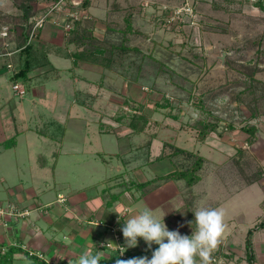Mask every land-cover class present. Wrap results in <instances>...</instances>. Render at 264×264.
<instances>
[{"label": "crops", "instance_id": "crops-1", "mask_svg": "<svg viewBox=\"0 0 264 264\" xmlns=\"http://www.w3.org/2000/svg\"><path fill=\"white\" fill-rule=\"evenodd\" d=\"M52 1L37 0L35 15ZM107 1L91 0L86 8L97 39L114 29L104 21L111 12ZM0 12L20 13L13 0H0ZM64 19L65 11L47 13L32 43V66L17 79L26 89L22 97L5 69L16 52L0 55V204H13L21 213L0 216V264H76L88 249L100 254V264L150 257L158 245L149 249L139 237L137 246H125L126 257L99 245L116 243L109 227L122 229L131 214L127 209L146 205L157 218L160 209L165 212L169 230L187 235L195 229L197 208H219L225 227L214 252L237 263L264 264V126H256L253 136L243 128L232 131L236 143L231 133L215 130L198 140L195 122L162 105L174 84L151 68L148 56L165 62L153 54L160 43L148 50L133 46L142 52L138 61L114 57L105 63L76 53L81 47L69 42ZM182 139L200 146L186 149ZM125 141V149L116 148ZM189 152L203 159L191 185L181 176L168 177L190 166ZM161 161L168 170L155 167ZM120 241L125 245L122 231ZM68 252L71 257H64Z\"/></svg>", "mask_w": 264, "mask_h": 264}, {"label": "rangeland", "instance_id": "rangeland-1", "mask_svg": "<svg viewBox=\"0 0 264 264\" xmlns=\"http://www.w3.org/2000/svg\"><path fill=\"white\" fill-rule=\"evenodd\" d=\"M106 5L111 12L104 21L113 22L114 29L105 33L97 29V35L105 36L94 41L96 44L120 43V30L125 28L122 17L133 14L131 22L138 32L127 33L124 44L148 50L160 43L162 48L153 54L182 77L189 75L196 96L202 93L204 102L198 107L195 97L187 98L191 90L175 86L165 98L179 109L164 100L165 111L190 124L197 119L215 122V133H231L235 143L232 131L246 125L264 126V0H108ZM145 8L147 16H140L138 12ZM0 17L11 21L1 12ZM140 53L130 50L124 58L138 61ZM174 79L180 81L177 76ZM182 140L186 149L200 146L196 140ZM125 146L126 141L116 148ZM238 146L251 148L248 143ZM166 163H155V167L162 166L164 172Z\"/></svg>", "mask_w": 264, "mask_h": 264}, {"label": "clouds", "instance_id": "clouds-1", "mask_svg": "<svg viewBox=\"0 0 264 264\" xmlns=\"http://www.w3.org/2000/svg\"><path fill=\"white\" fill-rule=\"evenodd\" d=\"M127 211L131 214L121 229L125 246H137L139 237L146 242L149 249H152L153 244L158 247L152 249L150 257L117 259L115 264H198L197 257L200 258L199 264H210L211 253L219 243L225 227L223 211L213 207H199L193 212L195 229L192 227L193 220L188 221L193 229L190 235L181 234L179 229L169 230L163 219L165 212L161 209L159 218L147 205L139 211L131 208ZM71 255L68 252L64 257ZM99 257L98 252L88 249L77 255L76 264H100Z\"/></svg>", "mask_w": 264, "mask_h": 264}, {"label": "trees", "instance_id": "trees-1", "mask_svg": "<svg viewBox=\"0 0 264 264\" xmlns=\"http://www.w3.org/2000/svg\"><path fill=\"white\" fill-rule=\"evenodd\" d=\"M36 1L37 0H13L14 5L17 7V9L20 11V13L17 16L8 15V17L11 19V21H4L0 17V22L7 24L9 28V39L13 43L12 49L16 52L12 57V63L14 64V71L11 75V81L21 79L23 80L26 76L27 71L32 66L31 62V54H32V43H27V37L29 33L30 25L28 23L31 16L35 15L37 12L36 9ZM91 0H81V6L83 8H87ZM131 14H127L124 17L125 22V28L120 31L122 37L120 43H111L109 46L104 45H98L94 41L97 40V38L93 35V29H94V22L90 19H80L77 21H74L71 28V34L69 36V42L76 44L77 46L81 47V50L76 52L77 54L82 55H91L95 56L96 58H99L102 62H110L114 57H118L119 59H122L125 57V53L128 51H137L134 47H128L124 44L126 41L124 39L125 35L129 32H138L136 30H133L131 26ZM69 31V32H70ZM75 53V54H76ZM150 59V65L151 68L157 69V71L164 72V75L167 77L169 82L174 84V87L177 86L179 89H185V90H191V92L188 91L187 98L188 100H192L195 97V106L200 107L201 104H203L204 100L202 97V93L198 94L197 96L193 92L194 86L191 83V80L187 77H182L179 73H177L175 70H170L169 67L165 62H160L157 59H154L153 57L148 56ZM174 76H177V78L180 79V81L175 80ZM170 106L175 105L176 108H178V104H174V102L167 101L166 98H164ZM165 106V105H164ZM179 109V108H178ZM199 128L197 129V139L202 140L206 133L208 131L216 130V124L215 122H212L210 120H204V119H197L196 120ZM195 121V123H196ZM231 126V125H229ZM255 126L254 125H246L243 127L245 131H247L250 135H254L255 132ZM188 154L193 156V162L190 164V166L182 171L179 172H173L168 175V177L172 176H181L184 178L187 182V184L191 185L192 183L196 182L198 179V175L196 174V171L200 168L201 163L203 161L201 156H198L192 152H189ZM141 256V254H137L136 257Z\"/></svg>", "mask_w": 264, "mask_h": 264}, {"label": "built area", "instance_id": "built-area-1", "mask_svg": "<svg viewBox=\"0 0 264 264\" xmlns=\"http://www.w3.org/2000/svg\"><path fill=\"white\" fill-rule=\"evenodd\" d=\"M69 4V8L66 10L65 6ZM81 6V0H53L51 5L48 7L45 13L33 15L30 17L28 23L30 25L29 33L27 37V43H33V41L38 36L40 28L43 26L45 17L47 13L58 10V11H65V19L62 23L64 31L68 33L71 28L74 21L80 20V19H86L88 18V12L85 8L80 7ZM13 44L9 39V28L7 24L0 22V47L2 48V51L0 52V55L4 56H10L15 51L10 46ZM5 69L10 75H12L14 71V64L11 61H8L5 63ZM12 88L16 92V94L19 97H22L26 93L25 87L19 82V80H15L12 83ZM62 199V197H59ZM19 213L15 206L13 204H0V216L3 215H19ZM109 231L112 233L114 239L116 240V243H112L110 241H103L100 242V246L105 248L108 252H111L115 249L116 253L120 257H126L127 256V248L125 245L120 241L121 238V228L119 224H115L109 227ZM125 247V249H124ZM124 251V252H123ZM123 254L121 255V253ZM38 256L40 258H43V255L38 253ZM212 259L210 261V264H243V263H237V258H230L226 255L217 254L214 252V250L211 253ZM52 264V263H49Z\"/></svg>", "mask_w": 264, "mask_h": 264}]
</instances>
